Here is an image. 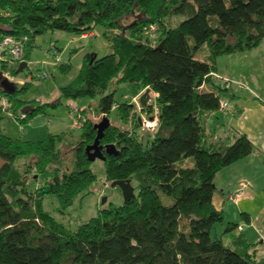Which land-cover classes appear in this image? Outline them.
<instances>
[{
    "label": "trees",
    "instance_id": "trees-1",
    "mask_svg": "<svg viewBox=\"0 0 264 264\" xmlns=\"http://www.w3.org/2000/svg\"><path fill=\"white\" fill-rule=\"evenodd\" d=\"M151 24L155 29L146 33ZM55 29L107 38L110 50L87 51L61 95L97 98L89 106L101 118L118 105L122 124L111 122L99 145L108 181L130 178L137 192L76 227L58 220L45 208L46 196L55 194L66 208L98 178L86 149L97 121L84 107L75 141L12 137L3 130V112L25 122L42 107L22 116L27 102L18 94L26 83L15 82L14 91L0 84V264H264L239 222H227V238L212 232L225 220L213 202L216 173L254 144L244 132L219 147L206 142L207 113L221 109L222 91L233 89L214 80L217 58L262 42L264 0H0V41L22 40V60L29 63L39 34ZM50 49L55 54L56 44ZM71 66L60 64L63 71ZM121 82L130 83L133 97L148 87L156 93L154 103L141 107L158 117L150 132H141L142 113L132 99L118 102L116 89L109 90ZM242 217L250 221L247 212Z\"/></svg>",
    "mask_w": 264,
    "mask_h": 264
},
{
    "label": "rangeland",
    "instance_id": "rangeland-1",
    "mask_svg": "<svg viewBox=\"0 0 264 264\" xmlns=\"http://www.w3.org/2000/svg\"><path fill=\"white\" fill-rule=\"evenodd\" d=\"M130 19L132 18H127V21ZM56 33L46 31L36 37V43L29 53L28 66L21 72L12 73V64L7 63L8 65L4 66L2 61H0L1 76H5V73H7L6 76H10L12 81L18 83L19 86L26 83L25 88L18 94L20 101H25L34 106L41 105L42 107V110L25 122L16 118L12 112L4 111L1 124L4 132L12 137L33 140L50 137L56 143H61L66 138L72 142L80 134L81 130L74 126H76V120H79L77 116L83 112L84 106L87 107V113L92 115L91 117L94 121L101 119L100 114L96 113V115H93L94 110L89 106V104L95 106L98 101L97 98L84 96L77 99H68L61 95L60 86L71 82L79 73V64L86 51H96L99 55L108 52L109 42L107 38L100 32L87 38L61 29H56ZM51 42L56 44L57 50L55 54L50 49ZM76 46L81 50L77 49ZM202 50H206L205 45H203ZM66 61H71L72 66L68 71H63L60 64ZM44 70L48 74L43 77L41 72ZM111 89H116L115 98L118 102L133 99V92L129 82L110 83L109 90ZM137 95L140 96V94ZM155 95L156 93L152 91L150 103L155 102ZM135 104L136 108L141 111L137 103ZM140 111H138V114L142 113L147 118L153 119L157 116L154 114L149 116L146 111ZM110 120L114 124H122L119 118L118 105L111 109ZM73 127L74 130L71 129L72 131H70L69 129ZM140 130L142 133L151 131L150 128L143 126V124ZM91 167L98 178L95 184H92L91 191L78 196L72 205L62 208L55 194H48L45 198V208L68 226L76 227L78 224L87 221L91 216L97 214L98 209L103 205L108 206L111 203L119 205L125 202L121 187L111 185V181L107 179L104 159L97 157L92 161ZM108 182L109 184L104 192L98 190L100 186ZM133 182L135 186L136 181ZM32 186L33 182L30 183V187ZM135 192H137V188H135ZM104 196H107L108 199L105 203H102Z\"/></svg>",
    "mask_w": 264,
    "mask_h": 264
},
{
    "label": "crops",
    "instance_id": "crops-1",
    "mask_svg": "<svg viewBox=\"0 0 264 264\" xmlns=\"http://www.w3.org/2000/svg\"><path fill=\"white\" fill-rule=\"evenodd\" d=\"M52 32L57 34L56 29ZM205 52L203 50L198 56L202 57ZM215 72L244 79L251 89H229L227 93L222 91V97L229 100V107L227 111L218 108L207 113L209 139L206 142H215L213 145L219 147L244 132L252 140L254 150L216 173L213 202L217 208L224 210L225 220L216 224L212 232L227 238L228 234L224 233L227 222H239L241 228L237 230L250 242H257L258 255L264 256V39L256 47L219 55ZM41 73L43 77L48 74L46 70ZM213 77L217 83H221V79ZM205 87L209 89L210 84ZM242 178L249 180L251 186L235 202L229 198V194L236 189ZM243 212L248 213L249 222L242 217Z\"/></svg>",
    "mask_w": 264,
    "mask_h": 264
},
{
    "label": "built area",
    "instance_id": "built-area-1",
    "mask_svg": "<svg viewBox=\"0 0 264 264\" xmlns=\"http://www.w3.org/2000/svg\"><path fill=\"white\" fill-rule=\"evenodd\" d=\"M154 29H155V25L151 24L150 26L146 27L145 32L151 33ZM95 33L97 34L98 32L94 30L85 31L81 34V36L89 37V36H93ZM24 53H25V49H24V43L22 40L17 39L16 37H13V36H6L0 41V61L5 62V63H11L12 66H18L20 64L19 62L23 59ZM6 75L7 73H5L4 77H7L8 79L12 80L10 76H6ZM213 75L217 78H220L221 84L227 88L251 89L250 84L244 79L237 78V77L235 78L228 77L225 75L218 74L216 72H213ZM1 100L6 106L7 98L3 97ZM132 101L133 103H137L138 108L141 109L142 104H141L139 95L134 96ZM220 107L224 111H227L229 107V101L227 99L222 100ZM21 115L24 116L25 113L21 112ZM80 116L81 114L77 116L79 120L78 121L76 120V125H79L82 123L79 118ZM141 120H142L143 126H147L148 128H153L156 125L158 118L156 116V118L152 119V118H147L146 116L142 115ZM108 184L109 182L103 186H100L98 190L104 192ZM250 186H251V183L249 180L244 179V178L240 179L238 181V185L236 189L229 194V198L235 202H238L239 199L244 195V193Z\"/></svg>",
    "mask_w": 264,
    "mask_h": 264
},
{
    "label": "water",
    "instance_id": "water-1",
    "mask_svg": "<svg viewBox=\"0 0 264 264\" xmlns=\"http://www.w3.org/2000/svg\"><path fill=\"white\" fill-rule=\"evenodd\" d=\"M162 42L161 41L157 46L161 47L162 46ZM28 66V62L26 60H22L19 64V67L17 68V73L21 72L22 70H24L26 67ZM0 84L1 86H3L5 88L6 91H14L16 89V83L10 79H8L7 77H3L0 80ZM151 88L148 87L146 88L141 94H140V101L142 105H146L150 98H151ZM35 108L34 105L26 103L22 109L21 112L26 113L30 110H33ZM139 119L141 120L140 116ZM111 123L110 117L108 115H103L102 118L97 121L95 123V127L97 128V134L95 137V140L93 143L87 145V152H88V157L91 160H95L97 157H100L102 159H105V154L102 150V146L99 145L100 139L104 134V130L106 127H108ZM115 149V145L114 144H108L106 146V148L109 150V148ZM111 185L113 186H120L122 191H123V195L125 198V202H128L133 196L136 195L135 192V186L132 183L131 179H115L111 181ZM107 200V196H104L102 198V203H104Z\"/></svg>",
    "mask_w": 264,
    "mask_h": 264
}]
</instances>
